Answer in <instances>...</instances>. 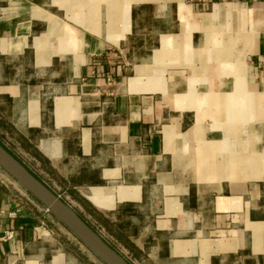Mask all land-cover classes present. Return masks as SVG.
Wrapping results in <instances>:
<instances>
[{"label": "crops", "instance_id": "0c3cea01", "mask_svg": "<svg viewBox=\"0 0 264 264\" xmlns=\"http://www.w3.org/2000/svg\"><path fill=\"white\" fill-rule=\"evenodd\" d=\"M4 135L132 264H264V0H0ZM63 229L0 171V264Z\"/></svg>", "mask_w": 264, "mask_h": 264}, {"label": "water", "instance_id": "95a60500", "mask_svg": "<svg viewBox=\"0 0 264 264\" xmlns=\"http://www.w3.org/2000/svg\"><path fill=\"white\" fill-rule=\"evenodd\" d=\"M0 165L66 224L106 264H130L68 202L0 142Z\"/></svg>", "mask_w": 264, "mask_h": 264}, {"label": "rangeland", "instance_id": "374dc122", "mask_svg": "<svg viewBox=\"0 0 264 264\" xmlns=\"http://www.w3.org/2000/svg\"><path fill=\"white\" fill-rule=\"evenodd\" d=\"M0 141L8 147L11 151L15 153V155L20 159V161L36 176L38 177L42 182H44L47 186H49L52 190H54L60 197L65 199L76 211H78L81 215L85 217V219L93 225L95 230H97L104 239L107 240V242L130 264L129 259H127L125 256H123L122 250H120V246L115 241V239L110 236L104 229H103V223L100 219L102 215L99 213H94L91 210H89L88 207H86L81 199L78 196H73L69 190L64 189L62 187H59L58 184H55L48 176L45 174V172L40 170L41 164L37 163L33 158H31L28 154H25L22 151L21 144L20 146L11 138H8L7 136L0 137ZM14 141V142H13ZM0 171L5 172V174L15 180L17 184H20L23 188H25L20 182H18L12 175H10L1 165H0ZM27 190V189H26ZM28 191V190H27ZM34 196V195H32ZM35 197V196H34ZM36 198V197H35ZM37 199V198H36ZM38 200V199H37ZM41 203V202H40ZM44 205V204H43ZM45 206V205H44ZM50 211L49 209H47ZM51 212V211H50ZM59 221L63 224V239L64 241H67L70 243V246L73 247V249H76V251L79 254V257L82 259V261L85 264H106L101 258H99L90 248H88L84 242L66 225L64 224L60 219Z\"/></svg>", "mask_w": 264, "mask_h": 264}, {"label": "trees", "instance_id": "16d2710c", "mask_svg": "<svg viewBox=\"0 0 264 264\" xmlns=\"http://www.w3.org/2000/svg\"><path fill=\"white\" fill-rule=\"evenodd\" d=\"M1 142V141H0ZM2 143V142H1ZM3 144V143H2ZM4 145V144H3ZM5 146V145H4ZM6 147V146H5ZM12 154H14L8 147H6ZM17 157V156H16ZM18 158V157H17ZM19 159V158H18ZM20 160V159H19ZM81 201H82V203L86 206V207H88L89 208V210H91L92 212H96V213H99L100 215H102V213L101 212H99L96 208H94L93 206H92V204L88 201V200H86V199H81ZM78 212V211H77ZM79 213V212H78ZM80 214V213H79ZM81 215V214H80ZM84 219H85V217L83 216V215H81ZM100 219H101V221H102V223H103V225H104V218H103V215L100 217ZM86 220V219H85ZM87 221V220H86ZM88 222V221H87ZM89 223V222H88ZM90 225H91V223H89ZM92 227H93V225H91ZM94 228V227H93ZM95 229V228H94Z\"/></svg>", "mask_w": 264, "mask_h": 264}, {"label": "built area", "instance_id": "2783aa9c", "mask_svg": "<svg viewBox=\"0 0 264 264\" xmlns=\"http://www.w3.org/2000/svg\"><path fill=\"white\" fill-rule=\"evenodd\" d=\"M7 235H10V234L7 232Z\"/></svg>", "mask_w": 264, "mask_h": 264}]
</instances>
